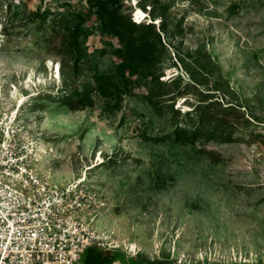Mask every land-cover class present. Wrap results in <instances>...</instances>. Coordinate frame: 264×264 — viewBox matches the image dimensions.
<instances>
[{"label":"rangeland","instance_id":"rangeland-1","mask_svg":"<svg viewBox=\"0 0 264 264\" xmlns=\"http://www.w3.org/2000/svg\"><path fill=\"white\" fill-rule=\"evenodd\" d=\"M26 85L39 166H94L105 245L264 264V0H0L5 110Z\"/></svg>","mask_w":264,"mask_h":264},{"label":"built area","instance_id":"built-area-1","mask_svg":"<svg viewBox=\"0 0 264 264\" xmlns=\"http://www.w3.org/2000/svg\"><path fill=\"white\" fill-rule=\"evenodd\" d=\"M19 110L0 102V264H74L88 247L116 249L95 225L100 188L39 166Z\"/></svg>","mask_w":264,"mask_h":264},{"label":"crops","instance_id":"crops-1","mask_svg":"<svg viewBox=\"0 0 264 264\" xmlns=\"http://www.w3.org/2000/svg\"><path fill=\"white\" fill-rule=\"evenodd\" d=\"M74 264H144L125 248L88 247Z\"/></svg>","mask_w":264,"mask_h":264},{"label":"bare ground","instance_id":"bare-ground-1","mask_svg":"<svg viewBox=\"0 0 264 264\" xmlns=\"http://www.w3.org/2000/svg\"><path fill=\"white\" fill-rule=\"evenodd\" d=\"M144 17H146L144 11H141V10H137V11H136V13H135V19H136V21H137L138 23H141L142 21L139 20V19H140V18L143 19ZM136 21H135V22H136ZM53 70H54V67H53ZM54 73L57 74V76H55V78H57L58 75H59V70L56 68V70L54 71ZM166 79H169V77H167ZM24 89H26V90L28 91V95H27V96H26V95H19V94H16V92H17V89H16V88H15V92H12V95L10 96L11 99H13V100L16 101V105L18 106L19 109H21L22 106L25 105V103L27 102V99H28V98H30V97H32V96L35 95V94L31 93L32 91L30 90V88H29L28 85H26V86L24 87ZM38 150L41 152V154L45 155L46 152H45V150H44V148H43L42 145L39 146ZM98 160L101 161V158H99ZM93 167H94V166L86 167V168H85V171L83 172L82 175H80V177H82V176H86V175L88 174L87 171L90 170V169H92ZM124 246H125V248H126L129 252H131V253H136V250H135L136 246H135L134 244L130 243V244H125ZM115 247H118V246L116 245Z\"/></svg>","mask_w":264,"mask_h":264},{"label":"snow or ice","instance_id":"snow-or-ice-1","mask_svg":"<svg viewBox=\"0 0 264 264\" xmlns=\"http://www.w3.org/2000/svg\"><path fill=\"white\" fill-rule=\"evenodd\" d=\"M133 2H135V0H133Z\"/></svg>","mask_w":264,"mask_h":264},{"label":"trees","instance_id":"trees-1","mask_svg":"<svg viewBox=\"0 0 264 264\" xmlns=\"http://www.w3.org/2000/svg\"><path fill=\"white\" fill-rule=\"evenodd\" d=\"M137 259V258H136ZM149 264H152V263H149Z\"/></svg>","mask_w":264,"mask_h":264}]
</instances>
